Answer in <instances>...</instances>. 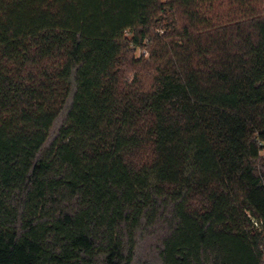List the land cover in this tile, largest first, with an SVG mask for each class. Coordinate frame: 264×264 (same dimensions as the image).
<instances>
[{
  "label": "trees",
  "instance_id": "16d2710c",
  "mask_svg": "<svg viewBox=\"0 0 264 264\" xmlns=\"http://www.w3.org/2000/svg\"><path fill=\"white\" fill-rule=\"evenodd\" d=\"M263 152L264 0H0V264H264Z\"/></svg>",
  "mask_w": 264,
  "mask_h": 264
},
{
  "label": "rangeland",
  "instance_id": "374dc122",
  "mask_svg": "<svg viewBox=\"0 0 264 264\" xmlns=\"http://www.w3.org/2000/svg\"><path fill=\"white\" fill-rule=\"evenodd\" d=\"M221 10L227 11L224 8H222ZM179 26H180V24H179ZM154 32L159 33V34H163V31L160 28L154 30ZM129 37L131 38L132 35L129 34ZM152 48H153V46L150 45V43H148V41L146 40L144 42L143 46L137 48L136 50L127 51L128 52L127 57H128L129 62L123 68V73H124L125 78L131 79V80L134 78V75L136 74V72L141 70L139 65H134V61L148 60L150 57V50ZM135 64H137V63H135ZM263 155H264V152H263ZM143 259L146 261L148 260V258H146V257H143Z\"/></svg>",
  "mask_w": 264,
  "mask_h": 264
}]
</instances>
